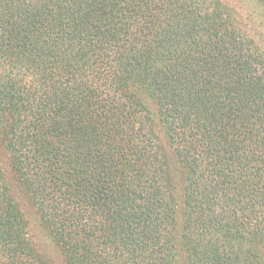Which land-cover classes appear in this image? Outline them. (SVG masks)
Returning <instances> with one entry per match:
<instances>
[{
  "label": "trees",
  "instance_id": "16d2710c",
  "mask_svg": "<svg viewBox=\"0 0 264 264\" xmlns=\"http://www.w3.org/2000/svg\"><path fill=\"white\" fill-rule=\"evenodd\" d=\"M253 2L0 0V153L65 264H264ZM11 183L0 264H51Z\"/></svg>",
  "mask_w": 264,
  "mask_h": 264
},
{
  "label": "rangeland",
  "instance_id": "374dc122",
  "mask_svg": "<svg viewBox=\"0 0 264 264\" xmlns=\"http://www.w3.org/2000/svg\"><path fill=\"white\" fill-rule=\"evenodd\" d=\"M253 4L254 7H250L246 4L249 8L246 9L248 12L246 11V13H244V18H249V20H246V34L256 41L260 50L264 51V7H259V5L255 2H253ZM255 7L257 9H254ZM248 22H250L251 24ZM0 160L9 180L12 181L11 185L16 195V200L20 204V207L24 212L27 220L30 222L29 235L33 243L36 247L39 248L40 251H44V254L50 260L51 264H65L61 255L48 247L50 246L49 242L45 239L39 229L38 218L33 207L31 206V203H29L25 195L21 193V188L19 187V185L15 183L14 174L11 171L9 158L6 152L1 151Z\"/></svg>",
  "mask_w": 264,
  "mask_h": 264
}]
</instances>
